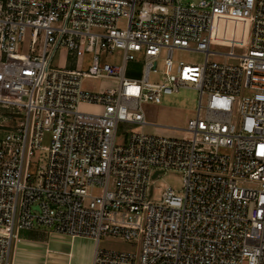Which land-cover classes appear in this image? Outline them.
<instances>
[{"label":"built area","instance_id":"obj_1","mask_svg":"<svg viewBox=\"0 0 264 264\" xmlns=\"http://www.w3.org/2000/svg\"><path fill=\"white\" fill-rule=\"evenodd\" d=\"M237 36L244 52L224 56L238 64L209 63L213 42ZM117 50L119 65L104 62ZM137 55L141 78H127ZM100 79L118 87L84 86ZM181 89L199 93L190 138L144 132L143 106ZM0 108V264L36 229L92 239V264H264V0H0ZM167 170L182 189L154 203ZM105 236L138 250H100Z\"/></svg>","mask_w":264,"mask_h":264},{"label":"rangeland","instance_id":"obj_2","mask_svg":"<svg viewBox=\"0 0 264 264\" xmlns=\"http://www.w3.org/2000/svg\"><path fill=\"white\" fill-rule=\"evenodd\" d=\"M183 4L199 2L200 0H181ZM239 36L233 38H225L224 42H213L210 45V51L215 53L209 57V63L223 65L238 64L235 59H228L224 54L241 55L244 49L239 44ZM23 52V50H19ZM66 59L65 50L61 49L55 56L52 62V67L62 69ZM175 60L184 61L188 64H202L205 61V55L198 52H176ZM122 60V52L117 50L112 55L105 57L104 62L119 65ZM142 55H137L136 60L130 63L127 67L126 77L130 79H140L142 69ZM91 65L90 56L85 57L83 70H87ZM162 69V62L159 63V70ZM155 80V78H151ZM84 86L92 87L97 93L109 89H116L117 82L108 79H100L95 81H86ZM199 104V93L193 89H181L178 93L171 96H164L159 105L145 104L143 111L146 113V118L151 127H146L145 132L153 135H161L175 137L180 139L190 138V135L185 132L188 122L196 117ZM81 111L90 113H100V110L88 105H82ZM9 113L0 108V124L7 125ZM155 126V127H153ZM128 127L119 126V135L123 134ZM158 130L159 132H157ZM4 135V130L0 129V137ZM52 136L50 133H45L40 150L36 152V166L45 165L50 151V143ZM118 138V143H121ZM155 193L153 197L154 203H159V196L165 187H171L177 191L182 189V175L174 170H167L154 184ZM22 237L24 235H21ZM81 241H76L75 245ZM70 247V238L57 233H51L48 230H34V233L29 234L26 241H15L13 245L12 256L15 264H76V255L74 261L63 254ZM80 247V245H79ZM93 250L95 243L92 244ZM91 247V248H92ZM99 249L103 251H116L135 253L138 250V245L135 243L125 242L120 238L113 236H105L99 242ZM46 250L54 251L49 253ZM70 261V262H69Z\"/></svg>","mask_w":264,"mask_h":264},{"label":"crops","instance_id":"obj_3","mask_svg":"<svg viewBox=\"0 0 264 264\" xmlns=\"http://www.w3.org/2000/svg\"><path fill=\"white\" fill-rule=\"evenodd\" d=\"M144 116H145V120H147L146 118V113L144 112ZM148 122V121H146ZM128 125H124V127H127ZM152 125H149L147 123L146 127H151ZM144 127V132H145V128ZM155 127V126H153ZM157 132H159L158 130H156ZM34 233V231H20L19 232V239L17 240L18 242L21 241H26L27 237L29 236V234ZM21 235H24L23 237ZM68 237V236H67ZM70 238V237H68ZM76 241H81L80 244H76ZM95 242L92 239L89 238H70V247L69 250L67 252H63L64 255H66L69 260H72V262L74 261V257L76 255V260L77 263L76 264H92L93 263V257H94V252H95V248L93 250L92 244H94ZM80 245V247H79ZM92 247V248H91ZM47 252L49 253H55L54 251L51 250H46V254ZM70 262V261H69Z\"/></svg>","mask_w":264,"mask_h":264},{"label":"bare ground","instance_id":"obj_4","mask_svg":"<svg viewBox=\"0 0 264 264\" xmlns=\"http://www.w3.org/2000/svg\"><path fill=\"white\" fill-rule=\"evenodd\" d=\"M228 26H230V29H234L235 28V24L234 23H230Z\"/></svg>","mask_w":264,"mask_h":264}]
</instances>
